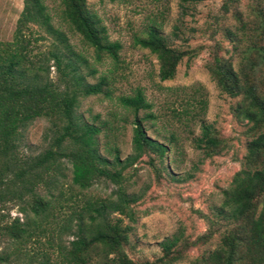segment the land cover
Segmentation results:
<instances>
[{
	"label": "trees",
	"instance_id": "trees-1",
	"mask_svg": "<svg viewBox=\"0 0 264 264\" xmlns=\"http://www.w3.org/2000/svg\"><path fill=\"white\" fill-rule=\"evenodd\" d=\"M59 4L61 21L92 50L94 61L106 57L117 64L120 45L108 40L86 0H59ZM237 23L240 36L236 39L237 34L227 33L237 42L234 49L239 61L234 66L230 60L213 55L206 70L221 93L238 99L235 112L249 124L252 138L239 169L220 192L215 212L226 221V227L218 245L191 264H264V76L258 69L264 65V46L254 41L264 34V20L250 29L252 36L245 32L250 23L240 19ZM30 25L50 38V49L32 53L34 43L41 38L32 36ZM242 40L248 43L244 49L239 48ZM134 43L155 56L159 81L173 78L183 54L169 47L156 28L151 27ZM49 61L58 74L56 82L48 79ZM81 67L85 74L80 73ZM94 73L66 34L51 23L42 0H22L11 39L0 41V221L7 203L19 204L23 220L14 217L0 224V236L12 240L18 253L26 242L45 247L46 251L38 253L44 263L51 262L48 249L54 255L52 264H135L123 250L135 221L131 206L137 200L127 193L130 176L124 172L143 155L160 161L167 151L164 144L146 134L143 121L154 117L142 91L136 89L115 98L117 105L131 114V153L124 159L117 148H112L110 159L99 153L100 126L87 122L76 111L79 98L111 99L105 76L92 84L85 82V76ZM178 107L171 109L172 117L185 123L198 118L204 103L201 98H186ZM140 111L145 112L141 117ZM37 118L48 123L46 147L34 156H20L21 131ZM199 129V136L191 139L193 147L204 156L219 153L222 144L211 126L201 123ZM67 169L70 176L65 187ZM98 181L114 187L108 196L83 193ZM63 235L70 237L66 244L61 242ZM179 241V234L165 238L159 244L161 256L142 264H173L179 259ZM9 256L1 255L0 262Z\"/></svg>",
	"mask_w": 264,
	"mask_h": 264
},
{
	"label": "rangeland",
	"instance_id": "rangeland-1",
	"mask_svg": "<svg viewBox=\"0 0 264 264\" xmlns=\"http://www.w3.org/2000/svg\"><path fill=\"white\" fill-rule=\"evenodd\" d=\"M42 4L54 27L66 34L74 49L96 70L93 75L85 76V82L95 83L99 76L110 82L111 99L79 98L76 108L84 120L100 126L99 153L108 159L112 148L118 149L121 159L131 153V114L122 110L115 98L130 95L136 89L142 91L151 106L148 111L154 117L143 121L146 134L167 147L160 161L153 155H143L124 172L130 176L127 193L137 197L131 206L135 221L123 246L127 257L135 264L153 262L161 256L160 242L173 234L180 236L179 259L173 264H191L213 251L226 227V221L215 212L220 204V192L239 169L252 133L249 124L235 112L238 99L217 89L206 66L213 55L230 60L234 66L237 64L239 57L234 49L237 42L227 32L237 34V39L240 19L250 23L245 32L252 36L250 29L264 20V0H86V7L104 26L108 40L120 45L117 64L106 57L94 61L92 50L61 21L59 0H42ZM21 9L22 0H0V41L11 39ZM151 27L158 30L169 47L183 54L173 78L168 81H159L155 56L134 43L136 38H144ZM29 30L33 37L41 38L34 43L33 54L50 49L51 40L42 30L35 25H30ZM254 41L264 46V34L256 36ZM238 43L240 49L248 45L245 40ZM33 61L38 60L33 58ZM48 66V79L56 82L58 74L52 61ZM258 69L260 76H264V65ZM79 71L86 73L82 67ZM186 98H201L204 110L198 118L184 123L172 117L171 109L179 110L178 105ZM144 114L138 113L140 117ZM201 123L209 124L220 140L219 153L204 156L193 147L191 139L199 136ZM47 126L44 118H37L21 131L17 148L20 156H34L46 147ZM69 176L67 169L65 187ZM113 188L108 182L98 181L83 193L106 197ZM18 207L19 204H5L0 224L9 223L14 217L22 221ZM69 239L61 236L63 244ZM15 246L12 240L0 236V256L10 253L0 264H52L54 260L47 249L51 262L44 263L38 253L46 248H37L32 241L19 247L20 253L15 251Z\"/></svg>",
	"mask_w": 264,
	"mask_h": 264
}]
</instances>
